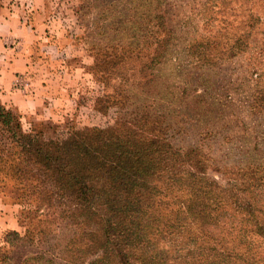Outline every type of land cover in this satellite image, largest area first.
Segmentation results:
<instances>
[{"label":"rangeland","instance_id":"obj_1","mask_svg":"<svg viewBox=\"0 0 264 264\" xmlns=\"http://www.w3.org/2000/svg\"><path fill=\"white\" fill-rule=\"evenodd\" d=\"M10 7L56 46L62 99L46 123L0 122V209L13 227L0 231V264H92V220L61 217L73 188L16 167L12 139L83 141L94 129L110 130L137 172L132 189L105 195L136 210L145 234L123 248L128 264H202L213 254L187 253L217 240L248 243L264 263V0H0L1 15Z\"/></svg>","mask_w":264,"mask_h":264},{"label":"trees","instance_id":"obj_2","mask_svg":"<svg viewBox=\"0 0 264 264\" xmlns=\"http://www.w3.org/2000/svg\"><path fill=\"white\" fill-rule=\"evenodd\" d=\"M10 120L16 121L21 127L17 115L0 105V122L6 125ZM109 131L94 129L91 134L86 135L83 141L68 137L61 142L50 140L41 142V135L37 134L36 138H33L30 134L20 135L18 133L16 138L12 139V149L16 152L15 155L18 159L16 167L24 165L27 169L28 164L36 165L35 168L43 167V175H47V177L53 174V170L60 174L64 188H73L76 200L74 204L78 206L75 212L81 214L74 215L75 206L63 203L64 210L61 217L71 219L75 225L82 224V221L78 219L80 215L88 214L85 223L92 220L95 225L91 224L96 250L92 264H107L113 257L115 264H128L129 256L123 248L131 243L133 238L142 239L145 234L139 229V223L136 222V216L134 217L136 210L130 211L126 207L123 208L119 202L106 199L105 195L113 191L124 193V190L132 189V183L127 185L124 181L128 176L133 179L137 172L130 169L129 163L132 162L128 159L126 151H119L122 148L118 146V142L111 143L106 137ZM127 164L128 169L125 168ZM39 168H37V173L40 171ZM201 212L202 210L197 211V213ZM192 215L189 213L194 221ZM75 218L79 221L74 223ZM259 224L256 221L252 227L262 228V225ZM168 227L167 224H162L161 230L158 232L161 233L164 228ZM96 240H99V244ZM248 245L247 243L241 252L235 246H229V251H227L220 240H217L208 247L201 245L202 247L196 251L187 254L192 256L196 253L197 257L213 254L210 261L204 260L205 263L202 264H218L219 257L231 260L230 264H264L259 258L254 257V252H250ZM55 258L60 264H72L60 254ZM102 261H106V263H102ZM52 264L54 263L52 262Z\"/></svg>","mask_w":264,"mask_h":264},{"label":"crops","instance_id":"obj_3","mask_svg":"<svg viewBox=\"0 0 264 264\" xmlns=\"http://www.w3.org/2000/svg\"><path fill=\"white\" fill-rule=\"evenodd\" d=\"M22 14L17 7H10L6 15L0 14V105L17 115L19 121L46 123L60 113L62 97L56 83L58 73L50 72L52 67L49 66L57 49L46 37L35 36ZM34 44L38 55L48 56L46 59L31 55L29 49L34 48ZM44 50L47 51L43 53ZM44 67L49 76L46 79L41 78ZM2 212L0 209V231L3 227L12 229L4 225L8 217Z\"/></svg>","mask_w":264,"mask_h":264}]
</instances>
